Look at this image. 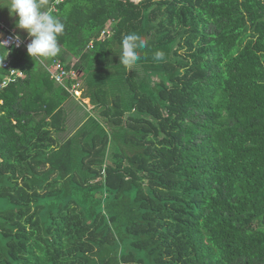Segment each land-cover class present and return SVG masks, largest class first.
<instances>
[{"label":"trees","instance_id":"trees-1","mask_svg":"<svg viewBox=\"0 0 264 264\" xmlns=\"http://www.w3.org/2000/svg\"><path fill=\"white\" fill-rule=\"evenodd\" d=\"M55 8L56 57L0 49L25 72L0 91V264H264V0ZM130 32L138 80L114 54ZM79 79L92 108L57 139Z\"/></svg>","mask_w":264,"mask_h":264},{"label":"clouds","instance_id":"clouds-1","mask_svg":"<svg viewBox=\"0 0 264 264\" xmlns=\"http://www.w3.org/2000/svg\"><path fill=\"white\" fill-rule=\"evenodd\" d=\"M46 0H6L0 7H7L10 17H15L14 26L25 30L31 38L27 53L33 58H53L60 52L58 36L64 31V24L51 9L45 10ZM19 46L20 37H13ZM10 40L0 41V49L6 50ZM147 47V40L136 32L124 35L121 42L120 64L128 70L134 69L141 59L140 52ZM8 54V52H7ZM5 58V57H4ZM4 58H0L2 61ZM154 60L164 59L162 51H156Z\"/></svg>","mask_w":264,"mask_h":264},{"label":"built area","instance_id":"built-area-1","mask_svg":"<svg viewBox=\"0 0 264 264\" xmlns=\"http://www.w3.org/2000/svg\"><path fill=\"white\" fill-rule=\"evenodd\" d=\"M63 0H52L49 7L51 10H56V6ZM108 28L101 32V36L108 33ZM16 35H19L20 42L17 46V41L13 39ZM10 40L11 42L6 45L7 49L26 47L31 42V38L27 35L23 36L17 30L10 25H8L4 20L0 19V41ZM45 69L49 72L50 76L58 83L64 84L66 78L75 77V71L73 69L65 68L64 63L59 60L53 59L49 62H42ZM2 67L7 71L6 75L0 79V91L8 85L9 82L17 77H23L25 72L18 67L12 66L10 61V56L7 55L6 58L1 62ZM80 81L72 83L70 87H67L69 91L80 96L81 90L79 88Z\"/></svg>","mask_w":264,"mask_h":264},{"label":"rangeland","instance_id":"rangeland-1","mask_svg":"<svg viewBox=\"0 0 264 264\" xmlns=\"http://www.w3.org/2000/svg\"><path fill=\"white\" fill-rule=\"evenodd\" d=\"M135 1H138V0H135ZM5 2H6V0H0V4L5 3ZM12 18L13 17H10V15H9V10H8L7 7H0V19L4 20L8 25H10L8 20H10ZM13 28H15V26ZM15 29H17V28H15ZM17 30H18V32H21V33L25 32V30H21V31H20V29H17ZM173 47L175 48V45ZM120 53H121L120 50L114 53L115 54V59H120L119 58ZM126 70H127V73L130 72V73L134 74L135 80H138L142 76V71L136 66H135L134 69H129L128 70L126 68ZM153 79L158 80V78L156 76H153ZM79 81L81 82L80 79H79ZM117 84H119V83H117ZM115 95L116 94L113 95L111 92L109 93V101H108L109 104L112 103ZM118 95H121V94H118ZM80 100H81L82 103L80 102ZM64 108H65V111H66V114H67V118H66L67 122H66V124H67V126H69V128H66L65 131H60V132L54 133L55 136L57 137V139H62L66 135L70 134L75 128H77L82 123H84V121L86 120V116H87L86 113L88 112V110L90 108H92V104L89 102V100L82 98L81 95L79 96L78 94H74L65 103ZM139 114L140 113L137 110L123 112L122 115H121V120H125V122H126V121H128V117H130L131 115L139 116ZM140 115H142V114H140ZM142 116L145 117V118H148V117L150 118V116L147 115V114H143ZM112 149H115V147L114 146L111 147L109 149V151H108V154H107L108 155V159L107 160H108L109 163H113L114 159H115L113 157V155L110 156V154L115 153L114 150L112 151Z\"/></svg>","mask_w":264,"mask_h":264},{"label":"crops","instance_id":"crops-1","mask_svg":"<svg viewBox=\"0 0 264 264\" xmlns=\"http://www.w3.org/2000/svg\"><path fill=\"white\" fill-rule=\"evenodd\" d=\"M18 31V30H17ZM20 31H21V29H20ZM21 35H26L27 34V32L25 31L24 33H21V32H19ZM84 99H87V100H89L88 98H84Z\"/></svg>","mask_w":264,"mask_h":264}]
</instances>
